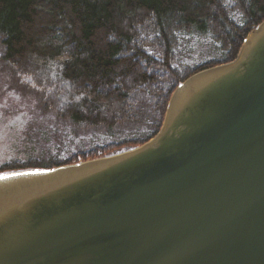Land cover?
<instances>
[{
  "label": "water",
  "instance_id": "water-1",
  "mask_svg": "<svg viewBox=\"0 0 264 264\" xmlns=\"http://www.w3.org/2000/svg\"><path fill=\"white\" fill-rule=\"evenodd\" d=\"M0 264H264V21L145 144L0 174Z\"/></svg>",
  "mask_w": 264,
  "mask_h": 264
},
{
  "label": "trees",
  "instance_id": "trees-1",
  "mask_svg": "<svg viewBox=\"0 0 264 264\" xmlns=\"http://www.w3.org/2000/svg\"><path fill=\"white\" fill-rule=\"evenodd\" d=\"M263 21L264 0H0V60L40 111L0 174L145 144L177 87L233 61Z\"/></svg>",
  "mask_w": 264,
  "mask_h": 264
},
{
  "label": "rangeland",
  "instance_id": "rangeland-1",
  "mask_svg": "<svg viewBox=\"0 0 264 264\" xmlns=\"http://www.w3.org/2000/svg\"><path fill=\"white\" fill-rule=\"evenodd\" d=\"M39 112L34 91L19 85L14 71L0 60V163L10 156L21 130Z\"/></svg>",
  "mask_w": 264,
  "mask_h": 264
}]
</instances>
